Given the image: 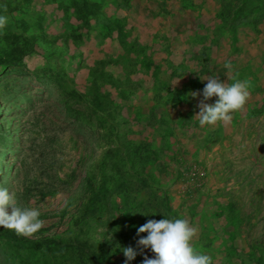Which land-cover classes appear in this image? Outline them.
Segmentation results:
<instances>
[{
	"label": "rangeland",
	"instance_id": "374dc122",
	"mask_svg": "<svg viewBox=\"0 0 264 264\" xmlns=\"http://www.w3.org/2000/svg\"><path fill=\"white\" fill-rule=\"evenodd\" d=\"M0 16V187L44 221L0 228V264H125L129 246L143 264L138 228L165 218L213 264H264V0H0ZM209 75L250 84L228 125L193 118Z\"/></svg>",
	"mask_w": 264,
	"mask_h": 264
},
{
	"label": "clouds",
	"instance_id": "9594fccd",
	"mask_svg": "<svg viewBox=\"0 0 264 264\" xmlns=\"http://www.w3.org/2000/svg\"><path fill=\"white\" fill-rule=\"evenodd\" d=\"M6 24L7 17L0 16V30ZM225 67L230 70L231 64L226 63ZM200 79L207 80V83L202 92L203 100L198 105L199 112L193 118L200 127L216 126L218 123L228 125L233 114L243 111L248 102L249 82L237 80L234 83H225L211 75L200 76ZM191 95L199 97L201 93L192 92ZM213 97L218 98L214 104L206 102ZM39 217V210L18 207L9 190L0 187V228L14 231L18 236L31 237L44 226V221ZM142 233H147V236L138 240V247L151 249L155 254L154 258L145 256L143 264H213L210 255L194 248L192 241L197 235V229L187 219L149 220L138 228L137 234ZM104 240L101 238V242ZM121 251L126 257L125 264L134 260L138 254L131 246L123 247Z\"/></svg>",
	"mask_w": 264,
	"mask_h": 264
}]
</instances>
